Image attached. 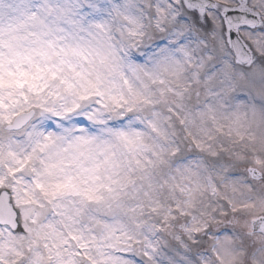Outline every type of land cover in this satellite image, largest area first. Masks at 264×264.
Listing matches in <instances>:
<instances>
[{
	"label": "snow or ice",
	"instance_id": "1",
	"mask_svg": "<svg viewBox=\"0 0 264 264\" xmlns=\"http://www.w3.org/2000/svg\"><path fill=\"white\" fill-rule=\"evenodd\" d=\"M0 264H264V0H0Z\"/></svg>",
	"mask_w": 264,
	"mask_h": 264
}]
</instances>
